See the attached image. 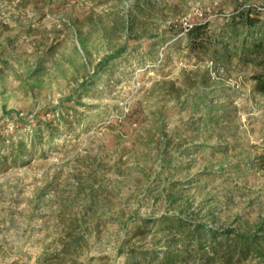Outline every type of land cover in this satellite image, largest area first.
<instances>
[{
	"label": "rangeland",
	"instance_id": "obj_1",
	"mask_svg": "<svg viewBox=\"0 0 264 264\" xmlns=\"http://www.w3.org/2000/svg\"><path fill=\"white\" fill-rule=\"evenodd\" d=\"M253 6L264 0H0V139L57 130L0 168V264H201L176 220L264 238V94L248 67L206 85L182 42L164 48ZM184 77L194 101L219 93L212 108H174L165 83Z\"/></svg>",
	"mask_w": 264,
	"mask_h": 264
},
{
	"label": "trees",
	"instance_id": "obj_2",
	"mask_svg": "<svg viewBox=\"0 0 264 264\" xmlns=\"http://www.w3.org/2000/svg\"><path fill=\"white\" fill-rule=\"evenodd\" d=\"M176 35L180 37L166 43L164 48L181 46L182 42L196 64L205 65L206 85L214 80V76L227 72L228 65L234 62L250 69L249 81L253 84V91L264 94V17H261V13L241 10L236 15L226 18L221 25L210 26L208 22L203 21L182 29ZM149 58L152 60L150 55ZM163 65L161 62L159 66ZM211 72L214 73L213 77ZM182 79L183 87L177 86L175 81L165 83L168 101L174 103V108L189 107L191 103L195 105L199 102L204 109L212 108V100L218 97L219 93L211 91L213 88H207L203 90L202 97L194 101L193 91L189 92L192 79L188 77ZM209 91L213 93L207 94ZM194 105L191 107L193 111L200 109ZM100 118L101 114L89 119L74 116V121L77 124L86 122L93 124ZM70 130L72 129L68 127V131ZM56 133L57 130L52 124L44 123L33 128L26 140L10 137L9 141L5 142L0 139V168L11 170L41 155L44 144L49 147L54 145ZM83 133L84 130L79 131V134ZM175 228L179 234H183L181 244L178 246H184L187 242L198 244L197 254L199 256L201 254V264H264V238L245 237L232 232L215 233L213 230L199 227L189 229L186 224L177 220ZM203 237L208 245H201ZM172 263L173 261L169 260L167 264Z\"/></svg>",
	"mask_w": 264,
	"mask_h": 264
},
{
	"label": "built area",
	"instance_id": "obj_3",
	"mask_svg": "<svg viewBox=\"0 0 264 264\" xmlns=\"http://www.w3.org/2000/svg\"><path fill=\"white\" fill-rule=\"evenodd\" d=\"M247 10L256 11L258 13H261V15H264V9H260L259 7H256V6H253L250 9L247 8V9L242 10V11H247Z\"/></svg>",
	"mask_w": 264,
	"mask_h": 264
}]
</instances>
